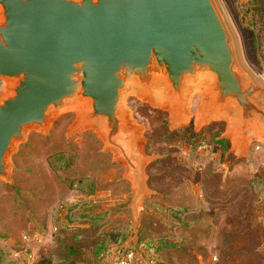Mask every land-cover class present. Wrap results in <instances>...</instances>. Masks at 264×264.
<instances>
[{
  "label": "water",
  "instance_id": "water-1",
  "mask_svg": "<svg viewBox=\"0 0 264 264\" xmlns=\"http://www.w3.org/2000/svg\"><path fill=\"white\" fill-rule=\"evenodd\" d=\"M0 179L31 130L72 111L68 135L93 130L123 163L138 220L152 194L143 126L127 98L169 112L172 130L202 102L196 131L226 121L230 152L264 145V77L246 61L223 0H0Z\"/></svg>",
  "mask_w": 264,
  "mask_h": 264
},
{
  "label": "rangeland",
  "instance_id": "rangeland-1",
  "mask_svg": "<svg viewBox=\"0 0 264 264\" xmlns=\"http://www.w3.org/2000/svg\"><path fill=\"white\" fill-rule=\"evenodd\" d=\"M223 2L246 61L264 77V0ZM3 89L0 79V92ZM201 102L200 94H195L190 121L172 130L167 110L136 95L127 98L133 118L143 126L144 151L156 156L146 166L152 194L145 199L139 223L130 207L135 190L123 178V163L104 151L95 131L68 135L74 112L58 116L47 134L31 130L11 157V181L0 179V264H104L114 261L125 243L133 245L135 232L159 241L177 240L166 264H232L196 234L183 237L193 221L180 217L177 210L193 207L195 192L206 193L201 183L208 186L215 172L220 179L214 183L222 182L218 170L223 163L248 159L254 165L251 174L263 172L264 145L254 141L247 156L238 157L230 152V140L222 138L226 121H212L196 131L194 119ZM246 196L251 195L240 196L239 209L245 207ZM191 238L194 245L185 243ZM238 261L264 263L253 254Z\"/></svg>",
  "mask_w": 264,
  "mask_h": 264
},
{
  "label": "crops",
  "instance_id": "crops-1",
  "mask_svg": "<svg viewBox=\"0 0 264 264\" xmlns=\"http://www.w3.org/2000/svg\"><path fill=\"white\" fill-rule=\"evenodd\" d=\"M253 167L254 165L250 164L248 159L232 164L223 163L218 170L222 173V182L214 183L216 179H220L217 175L219 172H215L212 176L209 174L212 177L209 185L201 183L200 186L201 189L206 187V193L204 189L199 192L197 190L193 207L185 206L183 209L179 207L177 210L180 217L193 221L189 222L192 229L184 230L183 237L196 234L201 242L207 244V248H217V256L226 255L231 258L232 264H239L238 260L249 254L264 259V171L251 174ZM243 194H250L252 197L246 196L245 207L239 209L237 205ZM249 204H252L254 208H251ZM142 212L143 210L140 211L138 220L133 217L135 223H139ZM154 239L147 234L135 232L131 242L139 251L148 254L146 247L138 246L139 242L149 243ZM163 240L167 242V246L159 252L150 254L166 262L165 258L170 259L171 249L177 247V240L170 237ZM193 242L192 238L185 240V243L194 245ZM181 257L184 255L182 254Z\"/></svg>",
  "mask_w": 264,
  "mask_h": 264
},
{
  "label": "built area",
  "instance_id": "built-area-1",
  "mask_svg": "<svg viewBox=\"0 0 264 264\" xmlns=\"http://www.w3.org/2000/svg\"><path fill=\"white\" fill-rule=\"evenodd\" d=\"M156 256L139 251L134 245L124 244L116 252L114 261L105 262L104 264H153Z\"/></svg>",
  "mask_w": 264,
  "mask_h": 264
},
{
  "label": "trees",
  "instance_id": "trees-1",
  "mask_svg": "<svg viewBox=\"0 0 264 264\" xmlns=\"http://www.w3.org/2000/svg\"><path fill=\"white\" fill-rule=\"evenodd\" d=\"M144 246L146 247V251L149 255H151L150 253L151 252H159L161 251L162 248L166 247L167 246V242H164V240H152L150 241L149 243H146L144 241H141L139 242V245L138 246ZM105 248H107V246H105ZM146 253V252H145ZM153 264H166V262H164L162 259H158V258H155L154 260H152Z\"/></svg>",
  "mask_w": 264,
  "mask_h": 264
}]
</instances>
